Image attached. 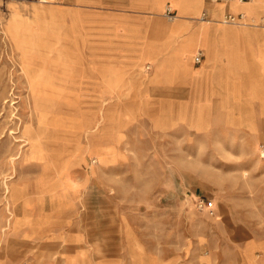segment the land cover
<instances>
[{
	"label": "rangeland",
	"instance_id": "374dc122",
	"mask_svg": "<svg viewBox=\"0 0 264 264\" xmlns=\"http://www.w3.org/2000/svg\"><path fill=\"white\" fill-rule=\"evenodd\" d=\"M62 1L0 0V264H247L257 248L264 264V82L250 88L219 77V91H150L160 66L152 77L140 68V77L129 61L99 58L98 45L69 28L48 41L46 64L38 60L53 79L37 81L40 91L39 73L25 64L34 31L12 12L37 10L66 36ZM244 16L243 24L219 22H256ZM115 71L136 90L110 89L105 78ZM165 97L182 105L167 119ZM31 133L41 135L44 159L32 157ZM63 171L76 204H52Z\"/></svg>",
	"mask_w": 264,
	"mask_h": 264
},
{
	"label": "crops",
	"instance_id": "0c3cea01",
	"mask_svg": "<svg viewBox=\"0 0 264 264\" xmlns=\"http://www.w3.org/2000/svg\"><path fill=\"white\" fill-rule=\"evenodd\" d=\"M233 1L65 0L61 2L57 14H60V18L65 17L66 36L57 33L52 25L42 23L41 14L37 10L31 16H26L22 10L17 9H14L12 13L26 21L21 25L23 30L34 31L29 38L33 49L27 50L29 52L27 56L34 61L36 72L39 73L36 80L41 83L47 77L52 79L46 71H38V60L45 63L43 53L44 49L49 47L48 41L52 43L62 40V37H68L69 28H72L76 33L82 32V36L88 35L90 44L98 45L99 54H101L99 58L122 61V64L123 61H129L126 64L137 66L140 77L142 76L140 68L148 66L149 73V69H152V74H149L152 77L156 67L160 65L161 72L165 76L162 74L160 79L155 78L154 81H150L147 90L160 88L181 92L189 89L191 92L192 86H201L203 91L209 89L219 91V89L222 90L216 82V78L219 77L230 82L232 86L246 84L251 88L253 83L264 82V28H262L264 0H242L237 6ZM169 10L175 13L174 19H170ZM205 11L209 13L214 23L194 20ZM227 13H243L256 22H251L247 28L220 25L219 21ZM55 16L53 14V17ZM81 41L86 42L83 39ZM200 51L204 53V59L200 65H197L195 59ZM229 51H235L237 63L229 62L227 57ZM91 58L96 57L91 55ZM66 69H68L66 74L71 75V64L67 63ZM166 75L174 78L169 82ZM105 80L110 89L126 88L127 91H132L136 85L132 81L126 82L125 75L117 71L106 76ZM217 96L219 94H216L213 100L218 99ZM253 100L261 102L259 97L251 99L250 102ZM162 105L160 115L165 119L182 108L181 105L180 108L175 109L179 102L171 97H165ZM208 107L212 106L209 104ZM210 118L209 115V124ZM226 124L233 126L228 122ZM54 126L56 128L58 124ZM87 128L89 127L84 122L76 132L77 137H81L88 130ZM40 137L41 135L38 134L35 137L38 144L32 152V157L38 160L46 156L43 154ZM51 138L55 139L54 136ZM94 158L97 159V157ZM62 174L66 177L51 185L53 190L60 189L62 192L52 204L58 205L62 201L78 203L76 198L78 189L71 185L68 172L63 171ZM46 217L52 224L51 217L47 215ZM68 220L67 217L64 219L68 224L71 223ZM74 225L78 223L74 222ZM260 252L261 250L257 248L252 257L246 251H242V256L243 259L249 256H247V264H259L257 256L259 257Z\"/></svg>",
	"mask_w": 264,
	"mask_h": 264
},
{
	"label": "built area",
	"instance_id": "2783aa9c",
	"mask_svg": "<svg viewBox=\"0 0 264 264\" xmlns=\"http://www.w3.org/2000/svg\"><path fill=\"white\" fill-rule=\"evenodd\" d=\"M168 14H169L170 18H173V16H175V13L171 10H169ZM210 18L211 17L209 15V13L205 11L199 16L198 20L199 21H208ZM224 20H225V22L231 23V24H235V23L236 24H243V23H245V16L243 13H239V14L227 13L224 15ZM203 59H204V53L202 51H200V53H198L196 55V59H195L196 64H201L203 62Z\"/></svg>",
	"mask_w": 264,
	"mask_h": 264
},
{
	"label": "bare ground",
	"instance_id": "6f19581e",
	"mask_svg": "<svg viewBox=\"0 0 264 264\" xmlns=\"http://www.w3.org/2000/svg\"><path fill=\"white\" fill-rule=\"evenodd\" d=\"M240 1V0H239ZM201 15V14H200ZM198 18H199V16L198 17H196V18H194L195 20H198ZM211 22V21H210ZM212 23V22H211ZM225 23H227V22H225ZM22 47H24L23 45H21V47H19V48H22ZM24 59V58H23ZM26 64V70H27V72H29V73H31L32 71H37L36 70V67L34 66V64L32 63V60L30 59V58H28L27 59V63H25ZM160 66V65H159ZM159 68H161V67H159ZM37 73V72H36ZM145 74V73H144ZM46 80H45V85H51V84H53L52 83V79H50V77H47V78H45ZM39 83L37 82V80L34 82V85L35 86H37V87H39V89H40V91L41 90H43V89H41L40 88V85H38ZM51 86H53V85H51ZM46 90V89H45ZM46 95V94H45ZM41 100H42V97H41ZM42 102H43V100H42ZM241 102V101H240ZM241 104V103H240ZM222 107V106H221ZM241 108V107H240ZM37 136V133H31V135L29 134V138L30 139H32V140H35V137ZM38 143H36L35 142V144H34V147H36V145H37ZM11 188V187H10ZM9 192V191H8Z\"/></svg>",
	"mask_w": 264,
	"mask_h": 264
}]
</instances>
